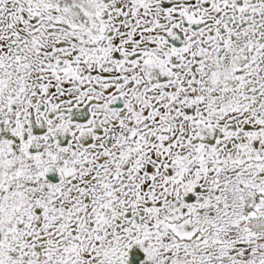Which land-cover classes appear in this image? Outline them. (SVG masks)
<instances>
[{
  "label": "snow or ice",
  "instance_id": "snow-or-ice-1",
  "mask_svg": "<svg viewBox=\"0 0 264 264\" xmlns=\"http://www.w3.org/2000/svg\"><path fill=\"white\" fill-rule=\"evenodd\" d=\"M0 264H264V0H0Z\"/></svg>",
  "mask_w": 264,
  "mask_h": 264
}]
</instances>
